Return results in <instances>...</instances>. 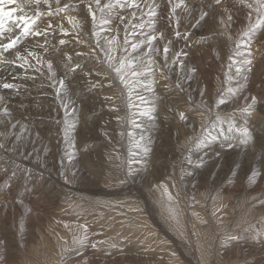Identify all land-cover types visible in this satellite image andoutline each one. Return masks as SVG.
Here are the masks:
<instances>
[{"label":"rangeland","instance_id":"1","mask_svg":"<svg viewBox=\"0 0 264 264\" xmlns=\"http://www.w3.org/2000/svg\"><path fill=\"white\" fill-rule=\"evenodd\" d=\"M73 1L76 0H65L62 5H70ZM77 1H80L78 5L82 7L80 9L83 16L81 19L84 18L85 22L89 19L85 18L83 13L85 9L83 8L87 5L88 12L89 0L87 2ZM204 1L212 3V0ZM179 2L180 0H171L170 3L169 0H165L167 10H164L165 14L156 10V19H159L162 24L160 29L156 23L151 25L147 20L151 16L149 13L153 12L151 9L142 12L135 6L129 10L119 7L121 4L128 7V0H123V2L114 0L112 5L108 1H103V4L100 5L102 10L96 9V5H94L96 16L98 10L103 11V14L106 15L100 16L101 19L97 18L98 21L96 20L95 24L90 20V24L87 26H99L100 24L108 26L111 36L105 41L104 48L117 57V60L114 61L115 66L119 67L118 58L124 57L134 61L132 71L141 72L144 67L141 68L138 65H149V68L152 69L151 74L127 77L134 85L131 88V95H129V87L121 83L117 73L111 68H106L105 65L108 64L105 63L107 59H105V54H103V58L98 59V56L91 58L82 52L83 45L91 38L90 36L82 37V28H86L83 27L85 23L77 18L80 21V27H78L80 29H77L78 35L74 37L77 42L75 56L77 53L83 55L77 56L81 58L77 61L72 58L74 61L71 63L72 65L79 63L80 68L72 71L71 67L65 66V59H60L61 73L57 75L51 72V75L50 71H46L45 76L46 79L48 78L46 83L55 89L50 84L52 80H55L54 77L57 78L58 84L61 79L64 83L66 81V83H71L67 79L68 76L62 75L78 73L80 69L85 70L81 72L83 83L77 82L76 96L78 91L81 92L80 95H95L94 98L88 99L93 103L94 112L84 115V120L87 126L91 125L97 129H93L96 132L95 135L97 134L96 142L83 143V139L86 140V138L79 140L82 133L79 132L76 135V131H74L67 135L64 142L61 143V148L66 149L65 152H57L56 147H53L45 150L41 157L42 160H40L41 163L30 164L27 157L25 160L20 158L24 163H8L11 164V170L18 171L19 169L20 182L26 178L24 171L28 176L29 172L34 173L30 171L33 169L38 171L36 175H40L33 180V184L38 185L42 179H47V182L40 187L45 189L52 186L51 207L56 212L44 214L33 208L27 210L24 215L21 208H16L15 205L6 207L0 204V264H26L27 261L36 264V261L40 262L38 258L42 257V253L35 256L27 250L31 246L29 237L31 231L36 232L37 228L46 230L47 224H56L57 227H54L56 230L69 231L67 246L59 250L62 252L59 256L56 252L58 259L55 263L50 264H204L203 256L198 252L197 243L193 237V226L190 221L191 210L204 209L206 217L201 221V224L208 227L207 230L210 231L213 221L208 210L209 203L216 196L223 197L232 206L239 204L241 199H244L242 204L253 207L255 211L260 205L263 208L264 160L256 161V158H253L255 155L253 153L256 148L264 152V106H262L264 104V65L259 66L260 77L258 76L259 80L263 81H257L252 85L253 90L249 93L250 97L243 96L239 101H236L238 93L234 87L236 86L237 69L244 66L242 62L251 60V63H255L257 56H264V34L257 38V35L264 31V27L258 29L252 36L242 35L247 26L255 21L256 14L253 12L250 18L251 10L243 6L240 0H224L222 4V8H231L229 12L232 15V21L230 27L226 29L219 24L221 10L218 12V7L210 10V15L205 20H199V13L194 14L190 9L194 5L191 0H184V5L173 10V5ZM105 4H109L111 7L104 9ZM185 5L187 10H185ZM112 7H114L113 10ZM179 10L181 12L177 13ZM66 11L64 10V14L67 13ZM132 11L134 12L131 13ZM127 13L129 14L127 15ZM109 14H114L121 21H126L127 28L123 31L119 28L120 25L110 21L102 23L105 21L102 19H105L104 17ZM166 18L168 21L165 20ZM130 19L132 20L130 21ZM39 20L40 17L36 23ZM236 22L237 24H234ZM71 24L74 27V24ZM188 24L194 31L186 27ZM213 24H217V27L211 26ZM99 29L97 27V32ZM168 30H172L173 35L170 36ZM209 31H213V33L204 35ZM150 32L155 33L157 37L151 41V45L148 42ZM176 32H179L180 35H176ZM161 33L163 39L160 38L159 34ZM192 33L195 34L193 38L191 37ZM44 35L49 36L50 34L44 33ZM228 35L231 36V39H228ZM213 38L218 41H212ZM80 40H83L84 43H79ZM109 41L113 42L109 44ZM69 42H71L70 45L74 43L70 40L65 41V45L57 42L59 47L65 46L62 49V55ZM174 42L179 43L180 46L176 51L171 52ZM210 43L216 45H212L211 49L205 48ZM133 44L139 46L133 49ZM110 45H114L116 48L114 49ZM165 45L169 48L167 54L164 53ZM17 46L21 47L19 44ZM93 46L100 52L98 44L97 47L94 44ZM196 47L204 48L201 51H193L197 57L206 63L213 60L212 69L207 68L205 64L200 65L195 60L196 58L190 60L186 58L188 53ZM41 51H43L42 48H35L33 52L35 57L32 58L43 61ZM67 52H72V49H68ZM137 61H141V64H138ZM253 67L254 65L252 70ZM32 68L34 69V67L30 69L33 70ZM191 68L196 69L195 73L190 72ZM248 68L250 67L248 66ZM18 71L20 70L15 72L18 74ZM13 76L10 75V82L14 85L17 83L23 86L29 85L25 82H29L31 77H25V80L19 81L15 79L19 76ZM177 82L181 85L180 89L176 88ZM93 85L96 86L93 87ZM207 85H211V93L206 91V88L209 87ZM57 87L60 90L63 88L60 84ZM26 88L23 91H26ZM229 88L233 91H227ZM201 91H203V96ZM0 93H4L0 94V99L6 101L4 106L0 107L1 111L6 109V105L8 107L7 102L10 100L7 92L0 89ZM221 93H223L222 96ZM9 96L11 97V95ZM253 96L257 98V102L251 114L239 111L251 103ZM106 97H112V99H106ZM36 98H44V96ZM54 98L53 96L51 100ZM166 98L172 99L174 104L170 103L164 106L165 109L164 107L161 109V105L166 104ZM18 99L20 104L13 102L11 105L9 104L10 109L14 112V115L11 116L20 112L19 120L16 119L18 122L21 121L25 127L35 125L33 117H39H35L31 113L25 114L24 110L20 108L24 96ZM221 99L224 100L222 104L219 103ZM42 101L44 100L40 99L37 102L40 103L37 107L41 106ZM37 103L36 105H38ZM77 105L79 102L65 106L68 111L67 115L70 116L66 120V124L64 123L65 126H68L65 129H70L69 126H72L73 129L77 127L76 123L82 108ZM169 107L177 110V116L166 111V108ZM145 112L147 115L142 114ZM181 112L185 114L186 119H180L179 113ZM217 116L221 117V120L218 121ZM229 116L235 124L232 131L228 130L229 125L226 118ZM3 117L5 115L0 114V120ZM117 117L120 119L118 120ZM158 120L161 121V124L157 125ZM149 127L155 129L150 134L148 133L151 142L147 143L144 135L145 130ZM245 127L249 129V135L242 137L241 133L235 129ZM18 130L17 137H21L23 129ZM52 132L55 131H47L46 135H52ZM70 135L71 137H69ZM256 135L262 141L256 142ZM1 137L0 135V144L5 147L8 137L5 136V142ZM52 138V136H48L49 140ZM198 139L202 141L199 145L196 144ZM155 141L157 144H154ZM229 144L232 147H228ZM152 148L154 149L152 150ZM3 152L6 153L5 149ZM72 153L76 154L72 163L78 162V165L68 169L70 176L65 181L63 175L66 173L64 169L67 170V167L65 166L63 171L58 167L60 163L62 164V160ZM53 160L58 162L57 168L51 163ZM212 163L214 166L207 168ZM89 164L93 165L100 176L90 175L89 172L85 175L86 170L84 169H88ZM152 170L155 171L156 176L160 177L157 179V183L162 185L163 190L168 188L172 195L170 199L175 202L177 212L183 211L187 216L185 232L173 218L166 216L165 210L150 192L153 182L149 180L148 175ZM198 170H201L200 173ZM12 177L14 174H11ZM239 181L241 182L239 183ZM10 184L9 181L5 187L8 188ZM230 188L236 192L230 194L228 191L220 190H230ZM19 191L18 189L14 195H9L6 191L5 196L2 191L0 196L9 201L17 198L18 203L29 201L25 196L20 195ZM216 191H218L217 195ZM27 194L28 191L25 195ZM260 222L246 229L243 227L233 229L230 227L231 225H228V228L223 229L225 233L217 250L218 255L227 256L226 259L230 264H264V235H259L256 239L252 238L257 231L264 232V214L263 220ZM71 224L74 225L73 230L69 226ZM48 233L50 234L49 231ZM237 235L242 239L227 240V237ZM74 237H82L83 242H74ZM52 242L55 247H58L56 240ZM113 244L115 247H110ZM214 251H210V253H214ZM234 252L237 255L236 258L233 257ZM241 254L242 256H240ZM177 256L183 262L175 261Z\"/></svg>","mask_w":264,"mask_h":264},{"label":"bare ground","instance_id":"2","mask_svg":"<svg viewBox=\"0 0 264 264\" xmlns=\"http://www.w3.org/2000/svg\"><path fill=\"white\" fill-rule=\"evenodd\" d=\"M18 1H21V0H18ZM103 1H105V2L108 1V3H111V5L114 2V0H101V4H103ZM141 1L144 2V7L151 9L153 12L154 11L156 12V10H159L162 13H164V10H166V7H165L166 4H164L165 0H141ZM191 1H192V3H194V5L190 9L193 11L194 14L200 13L199 11H201V9L205 5L210 4L204 0H199V1H202L200 3L195 2L194 0H191ZM91 2L93 3V0H91ZM122 2H123V0H122ZM75 3L79 4L78 1H75ZM162 4H163V6H162ZM25 5L28 9H30L32 7V5L29 3H26ZM222 6L223 5L218 7V9H217L218 12L222 9ZM119 7H121V6L119 5ZM230 9L231 8H229L228 10H230ZM71 10H73V9L67 10L66 11L67 13H65V14H64V11H60L59 15L60 16L67 15L66 17L77 15V14H74L73 12H71ZM120 11H122V10H120ZM24 12L26 14L28 12V10H26ZM133 12L134 11H132L131 13H133ZM180 12H181V10H179L177 13H180ZM98 13L100 15H103V11L98 10ZM128 14L129 13H127V15ZM78 17H80V19H81V17H83V16L80 13V15H78ZM163 17H166V16H163ZM99 18H100V16H99ZM62 19H64V17L61 18V20ZM57 20H59V19H57ZM83 20H84V18H83ZM102 20L110 21L113 24H117L118 26L120 25L119 28L123 31L127 28V22L121 21L114 14H109L105 19H102ZM131 20L132 19H130V21ZM165 20H167V18ZM99 21H101V20H99ZM89 22H90V20H86L84 22L85 24L83 27H86V28H82L83 34L81 33V35H82V37L90 36L91 40H89L90 42L87 40V43L83 45L82 52L85 53V56H87V57L93 58V57L98 56V59L103 58L102 56L106 52V50L104 48L105 41H107L108 38L111 36V34H109L110 32L108 30V26H104L103 24H100L99 26H94V25L87 26V24H90ZM181 22H182V20H181ZM50 23L51 24L54 23L53 17L50 14H48V15L42 14L40 16V20L37 22L38 28H34L33 30H41L42 31V30L48 28L47 26ZM98 23H100V22H98ZM102 23H104V22H102ZM154 23H156V25L158 26V29H160V27L162 26L159 19L154 18ZM234 24H237V22ZM156 25H155V27H156ZM165 26H167V25H165ZM211 26L216 28L217 24H213ZM97 27L100 28L98 32H97ZM155 27H153V28H155ZM186 27L189 28L191 31H194L193 28L189 24ZM162 28H164V27H162ZM92 33H96V35H92ZM209 33H213V31H209V32L205 33L204 35L209 34ZM263 34H264V31H261L257 35V38H260V36ZM15 35L19 36V42L16 44V45H18V44L21 45V47H18L19 49L23 48L25 45L34 48L36 45H40L42 41L49 42V40H50V35L49 36L48 35H41L40 37H35V39L33 38L32 35H27V36L22 35V37H20V33H17V32L14 34V36ZM155 35H156L155 33H151V32L149 33L150 37L155 36ZM45 36H47V37H45ZM128 36H130V35H128ZM194 36H195V34L192 33L191 37L193 38ZM23 37L26 38V40H23ZM212 41L217 42L218 40L216 38H213ZM70 43L71 42L67 43V49H64L63 53L64 54L67 53L68 55H71L73 59H76V61L80 60L81 58H78L77 56H75L76 44L72 43V45H70ZM93 44L96 47L98 44L100 52L98 51V49L94 48ZM212 45H216V44H212V43L207 44L205 46V48L211 49ZM110 46L114 49L116 48V47H114V45H110ZM179 46H180L179 43L174 42L172 44L171 52L176 51ZM64 47L65 46L59 47V44L57 42L53 43L52 45H50V43H48L46 46L42 47V49H45V48L48 49V51L44 54V57H43V61H42L43 65L39 66L37 63L35 64L34 62L30 64V67H34V69L32 68L34 72H32V74H30L31 78H30L29 82H25L26 84L27 83L29 84V85H25L28 87L26 88L25 86L18 83V86H19L18 92L11 93V99H9L10 102H7L8 107L6 105V109H2L0 111V114L5 115V117H3V119L0 120V125H1L0 126V135L2 136L1 137L2 141L5 142V139H4L5 136L8 137V140L6 141L5 147H3L5 149L6 153L3 152L4 151L3 148H0V179H1L0 180V193H2V191H4V196H5V193L7 191V193L9 195H14L15 192L19 189L20 190L19 194L22 196H25L27 198V200H29V201L18 203L17 198H15V200L9 201L7 199H4L3 196H0L1 197L0 198V204H3L6 207H9L11 205H15L16 208L17 207L21 208V210L24 212V215H26L27 210L33 209V208L41 211L44 214H54L56 212V211L52 210V207H51V201H52L53 196L50 194V192L52 191L51 190L52 186H48L45 189L40 187L42 184L47 182V179L46 180L42 179L38 185L33 184L34 183L33 180L40 177V175H36V174H38V171H34V169L30 170L34 173L29 172L30 174H28V176L25 175V173H27V172L24 171V177H26V178L23 180V182H20L21 177L19 175V173H20L19 169H18V171L16 169L11 170V164H8V163L9 162H14V163L22 162V163H24V161H22V160H25L26 157L30 161L29 162L30 164L34 165V163H36V164L41 163L40 160H42L41 157L44 154L45 150H47L49 148H53V147H56L57 152H59V151L65 152L66 149L64 147L61 148V143L64 142V139L67 137V135L72 134L74 131H76V135H78L79 132L82 133L80 138H78L79 140L83 139L84 137L86 138V140L83 139V143H85V142L90 143L92 141L96 142L95 140L97 138L96 137L97 134L95 135L96 132L93 130L96 128H94L91 125L87 126L86 122L84 120L85 119L84 115H89V114H92L94 112V109L92 108L93 103H92V101H89L88 99L91 97L94 98L95 95H88V94L87 95H84V94L80 95L81 92L78 91V95L76 96V94H77L76 91L78 90V83L77 82L83 83L81 72H83L85 70L80 69L78 73H69V75L68 74L62 75V76H68L67 79L70 80L71 83H66L67 82L66 81L67 79H66L65 80L66 82L64 83L65 85L60 90L59 94H57V91H56L57 88H59V87H57V85L59 86V84L57 83L58 82L57 78L54 77L55 80H52L50 82V84L53 85L54 86L53 88H55L56 90L52 89L51 86L46 83L48 78L46 79L45 72L49 71L46 61H49V60L52 61L53 68H52L51 72H54L55 74L59 75V73H61L60 68H59V60L64 58V54L63 55L61 54V52L63 51L62 49ZM68 49H72V52L68 53L67 52ZM202 49H204V48L203 47H196L194 50H192L191 52L188 53L186 58L188 60L196 58L195 60L198 61L200 65L205 64V66L207 68L212 69L213 60H209V63L208 62L206 63L203 61V59H201L200 57H197L196 53H194L195 51H201ZM12 52H14V51H12ZM3 53H5V52H3ZM110 54L115 57L114 53H110ZM106 58L107 57L105 56V59ZM256 58L258 60L256 59L255 63H251V66L249 64L245 63L246 60L244 62H242V65H244V66H242V68L239 69V73L237 72L235 75V79H236L235 85L236 86L234 85L235 86L234 90L237 91V93H238V98L236 99V101H239L243 96L250 97L249 93H250V91L253 90L252 85L257 81H263V80H259L258 76H259V72H260L259 66L264 65V56L259 55V57L257 56ZM72 61H74V60H72ZM137 62H138V64H141V61H137ZM153 64L156 65V63H153ZM253 65H254V67H253L254 69L253 70L251 69L252 70V72H251V71H249L248 66L250 68H252ZM105 66H106V68H109L108 65H105ZM143 66L144 65H140L141 68ZM147 67H149V65H147ZM87 70H89V69H87ZM201 70L203 71V68ZM35 71H37V72H35ZM141 72H144V68L141 70ZM20 73L21 72L18 71V74H20ZM50 73H48V74H50ZM51 75H52V73H51ZM250 76H251V78H249ZM22 77L24 80L27 78V77L25 78L24 75H22ZM245 77H247V79H245ZM51 78H50V80H51ZM13 81H14V79H13ZM53 81H56V83L54 84ZM208 82H209V80H208ZM0 83H1V81H0ZM16 83H17V81H16ZM207 86H209V87L206 88V91H209V93H211V91H212V88L210 87L211 85H207ZM24 88H26V91H23ZM150 89L153 90L154 88H150ZM2 94H4V93H2ZM55 95H57V96H55ZM23 96H24V99H22L23 100L22 102L20 101L22 104V105H20V108H22L24 110L25 114L31 113V114L35 115V117L36 116L39 117V118L33 117L35 125L25 127L21 121L18 122L20 115H21L20 112H16L15 116H11V115H14V112H12V109H10L9 104L11 105L12 102L14 104H20V103H18V100H19L18 98L23 97ZM37 96H44V98H36ZM50 96H52V98L54 96L55 97L54 100H51L52 98H50ZM0 98H1V96H0ZM40 99H43L44 101H42V104L40 107H37L40 104V103L39 104L37 103ZM166 100H167L166 104H164L163 106L161 105V109H162V107L169 105L170 103L174 104L172 99L166 98ZM74 102H77V103L79 102V105H77V107L82 106L80 113H79V119L77 120V123H76L77 127L73 129L72 126H69L70 129H65L68 126H65L64 123L66 124V120L68 118H70V116L67 115L68 111H66L65 106L66 105L71 106L72 104H74ZM4 103H6V101L5 100L3 101L2 99H0V107L1 108L4 106ZM36 103L38 105H36ZM63 106H64V108H63ZM262 106H264V104H262ZM164 109H165V107H164ZM166 111H168L172 115L177 116V110H173L169 107V108H166ZM257 114H259V113L257 112ZM16 119H18V120H16ZM56 119L58 120L57 122H56ZM72 120H75V119L72 118ZM158 124H161L160 120L157 121V125ZM193 124H195V123H193ZM21 128L23 130H21L22 131L21 137L18 135L20 137L19 138V137H17V133L19 131L18 129H21ZM154 129H155L154 127H149L145 130L146 132H145L144 136H146V137L144 139L146 140L147 143L151 142V137L148 136V133L150 134L152 131H154ZM50 130L55 131V132H52L53 133L52 135H48V136L53 137L52 139L49 140L48 136L46 134H47V131H50ZM199 130H200V128H199ZM42 131H44V132H42ZM69 137H71V135ZM149 137H150V139H149ZM260 141H262L261 138H259L256 135V142H260ZM27 142H29V144H27ZM50 143H52V144H50ZM154 144H157L156 141ZM158 147H160V146H158ZM153 149L154 148H152V150ZM1 150H2V152H1ZM97 151H98V149H97ZM167 152H169V151H167ZM244 153H245V151H244ZM253 154H255V155H253V158H256V161L257 160L260 161L262 159L264 160V152L259 150L258 148H256V151ZM74 155H76V154H74ZM74 155H73V153L67 155V158L66 159L64 158L65 160H62V164L60 163L59 167L57 165L58 162L56 160L55 161L53 160V162H51V163H53V165H55L56 168L57 167L60 168L61 171H63L65 166L67 167V170L64 169L66 171V173L63 175L65 177V179H64L65 181L70 176L68 169H71L72 166L77 167V165H78V162L72 163V161H74V159H75ZM248 156H249V154H248ZM248 156H247V158H248ZM20 158L22 160H20ZM224 160H226V159H224ZM250 160H249V162H250ZM48 162L50 163V161H48ZM142 164H144V163H142ZM239 164H241V163H239ZM48 165L50 166V164H48ZM80 165H81V163H80ZM162 165H164V164H162ZM213 166L214 165L212 163V164H209L207 168L213 167ZM87 167H88V169H84V170H86L85 175L89 172L90 175H99L100 176V173L98 171H96L95 168H93V165L89 164ZM156 167H158V166H156ZM81 168H82V165H81ZM12 171H13V173H12ZM200 171L201 170H198V173H200ZM11 174H14V177L11 178ZM31 175H32V177H31ZM156 175H155V171H153V170L150 171V174L148 175L149 180H151L153 182L152 187L150 189V192L157 199V201L160 203V205L163 207V209L166 212V216L173 218L175 220L176 224L179 225L183 229V231L185 232V222L187 221V218H186L187 216L184 215L185 213L183 211L177 212V210L175 209V202L169 198L172 195L169 193L168 188L163 190L162 185H159V183H157V181H158L157 179H159L160 177H158ZM22 176H23V174H22ZM96 178H99V177L96 176ZM9 181L11 182V184L9 185L8 188H6L5 185ZM240 182L241 181H239V183ZM236 184H238L237 181H236ZM220 190L228 191V192H230V194H232V192H236L232 188H230V190H225V189H220ZM26 191H28L27 195H25ZM217 192L218 191H216V195H217ZM243 201H244V199H241L239 204H237V205L234 204V206H232V205H230V203H227V200L224 199L223 197H219V196L214 197V199H212L211 202L209 203V209H208L209 213L211 214L210 216L212 217V221H213V227L211 228L210 231L207 230L208 227H205L201 224V221H203L206 217L204 209L195 208L194 210H191L190 221L192 224L191 226H193V229H192L193 237L195 239V242L197 243L198 252L200 253L201 256H203L204 264H210L212 262L214 264H230L228 262V260L226 259L227 256L224 257L222 255H218V252H217L220 244L222 243V236L225 233V231L223 229L228 228V225H231L230 227H232L233 229H235L236 227H243L244 229H246L247 227L250 228L251 226H254L256 223L263 220V214H264L263 208H264V206L262 208L260 205V207H257L256 211H255L253 207L242 204ZM226 203H227V205H226ZM149 213H151V212H149ZM69 226L72 230L74 229V225L71 224ZM54 227H57V225L56 224H53V225L47 224L46 230L43 231V230L37 228L36 232L31 231V233H30L31 235L29 238H30L31 246L29 249L27 248L28 252L30 254H34L35 256L39 255L40 253L43 254L41 258H38L40 260V262L36 261V264H50L52 262L55 263L58 259L59 254L62 253L59 250L62 248H65L67 246V243H68L67 237L69 235V231H66L65 229L64 230H56ZM143 230H144V228H143ZM48 231L50 232V234L48 233ZM53 240L57 241L58 247H55V245L52 242ZM176 249H177V247H176ZM212 250L213 251L215 250L216 253H215V251H214V253H210V251L213 252ZM56 252L58 253V256L56 255L57 254ZM240 256H242V254ZM233 257H235V258L237 257L235 252L233 254ZM175 261L183 262L179 259V256L176 257ZM26 264H35V262L32 263L31 261L30 262L27 261Z\"/></svg>","mask_w":264,"mask_h":264},{"label":"snow or ice","instance_id":"3","mask_svg":"<svg viewBox=\"0 0 264 264\" xmlns=\"http://www.w3.org/2000/svg\"><path fill=\"white\" fill-rule=\"evenodd\" d=\"M31 2L35 5H39L41 3V0H31ZM169 2L171 3V0H169ZM4 3V0H0V5H2ZM44 4H48L49 0H43ZM57 3V11H64L65 9L68 8V5L65 4L63 8L59 7V3L60 0H56ZM93 3L96 5L97 9H100V5H101V0H93ZM224 3V0H212L211 4H207L205 5L200 13H199V20H205L209 15H210V10H214L216 7H219L220 5H222ZM240 3L247 7L248 9H250L251 11L249 12V17L251 18L252 13L255 12L256 14V19L254 22L250 23L247 28L245 29V31L242 33V35L244 36H252L258 29H260L261 27H264V0H251V2H249V0H240ZM181 5H184V0H180L179 3L173 5V10H175L176 8H180ZM121 7H125V4H121ZM129 7H131V5H127ZM50 7V6H49ZM104 8H110L111 5L109 4H105L103 6ZM102 10V9H100ZM185 10H187V6L185 5ZM42 15V13L37 9L35 12V15H33L32 17H27V16H19L16 17V24L18 27H21V34L22 35H32V36H41L44 35V31L41 30H33L34 28H38V25L36 23L37 19ZM88 15L91 17V20L93 22V24H95L96 20H97V16H96V11L93 9L92 7V3L88 4ZM149 15L155 16L156 13L155 12H150ZM4 17H7L9 20L13 19V15L11 12H4L2 7H0V36H3L5 31L7 32H12V28H6V21L4 19ZM226 17V19H225ZM69 23H73L74 27H80V21L76 18V17H69L68 18ZM232 21V15L230 14L229 10L227 8H222L221 9V13H220V18H219V24L222 28H228L230 27V22ZM104 23H107V21H103ZM48 28H51L52 25L51 23L47 26ZM193 27H195V25H193ZM46 31V30H45ZM61 31H65L63 28H61ZM92 35H96V33H92ZM160 38L163 39V34H159ZM176 35H180L179 32H176ZM186 35V33H185ZM157 37L156 36H151L149 37V45H151V41L155 40ZM228 39H231V36L228 35ZM19 42V36L15 37V38H9L7 43H0V49H3L5 52L8 51L9 49H12L16 46V44ZM79 43H84L83 40L78 41ZM113 41H109L108 43L111 44ZM60 44H64L65 41L64 40H60L59 41ZM125 43H127V41H125ZM143 43V42H142ZM139 45L137 44H133L132 47L133 49L137 48ZM46 52L48 51L47 48L44 49ZM169 51V48L167 45H165L164 47V53L167 54ZM214 51V50H213ZM83 55L82 53H77V56ZM105 55L107 57V59L105 60V63L108 64V67L111 68L113 71H115L117 73V75L119 76V79L121 81L122 84H124L126 87H129V95H131V88L134 87V85L131 83V81L127 78L129 75L131 77H140L142 75H144L145 73L151 74L152 69L147 67V65H144V72H137V71H132V65L134 63V61L132 59H128V58H124V57H119L118 58V62H119V67L115 66L114 61L117 60V57L112 56L109 52H105ZM177 55H179V53H177ZM28 56H32L35 57V54L33 52H28ZM16 58L18 60H23L25 63L28 62L27 57L21 56L19 52L16 53ZM64 59L66 61L65 66L66 67H71L72 71H75L76 69L80 68V64L76 63L74 65H72V56L68 55L67 53L64 54ZM229 59H231V57H229ZM0 63H7V64H11V63H15V61L13 60H8L6 57H4L3 52H0ZM47 66L49 71H52L53 68V63L51 60L46 61ZM149 63H151V61H149ZM245 63L251 65V60H247L245 61ZM23 66V65H21ZM140 66V65H138ZM196 69L195 68H191L190 72L195 73ZM249 71H251V68H249ZM237 72L239 73V69H237ZM245 79H247V77H245ZM53 83L55 84L56 81H53ZM59 84L61 85V87H63L64 81L61 79L59 81ZM96 85H93V87H95ZM0 87L6 88V89H10V88H14L16 87V85L12 84V83H2L0 84ZM176 88L180 89L181 85L179 82H177L176 84ZM57 94H59L60 92V88H57ZM227 91L232 92V89H227ZM201 95L203 96V91H201ZM221 96L223 95V93L220 94ZM106 99H112V97H106ZM257 102V98L255 96L251 97V103L247 104L244 108L240 109L239 111H241L242 113H248L251 114L254 105ZM219 103H224V100L221 99L219 101ZM131 106V105H129ZM115 110V109H114ZM144 115H147V113H142ZM180 119L184 120L186 119L185 114L183 112L179 113ZM117 119L119 120L120 117H117ZM216 119L219 121L221 120V117L217 116ZM227 122L229 125L228 130L232 131L233 128H235V124L231 118V116L227 117ZM237 132L241 133L242 137H247L249 135V129L248 128H236L235 129ZM200 143H202L201 140H197L196 144L199 145ZM4 145L0 144V148H3ZM228 147H232L231 144L228 145ZM189 163H191V161L189 160ZM171 198V197H169ZM259 235H264V232H260L257 231L256 235H254L252 238L256 239L257 236ZM242 239L241 236H230L227 237V240H231V241H238ZM74 242L76 243H82L83 242V238H77L74 237ZM93 247H96V245H93ZM110 247H115V245H110Z\"/></svg>","mask_w":264,"mask_h":264}]
</instances>
